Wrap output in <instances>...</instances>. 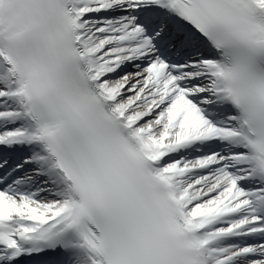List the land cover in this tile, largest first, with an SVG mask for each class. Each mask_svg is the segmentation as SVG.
<instances>
[{
    "label": "snow or ice",
    "instance_id": "obj_1",
    "mask_svg": "<svg viewBox=\"0 0 264 264\" xmlns=\"http://www.w3.org/2000/svg\"><path fill=\"white\" fill-rule=\"evenodd\" d=\"M0 264H264V0H0Z\"/></svg>",
    "mask_w": 264,
    "mask_h": 264
}]
</instances>
